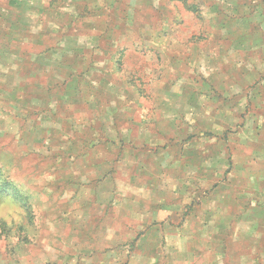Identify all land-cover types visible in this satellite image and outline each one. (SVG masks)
<instances>
[{
	"label": "rangeland",
	"instance_id": "374dc122",
	"mask_svg": "<svg viewBox=\"0 0 264 264\" xmlns=\"http://www.w3.org/2000/svg\"><path fill=\"white\" fill-rule=\"evenodd\" d=\"M0 220V264H264V0H0Z\"/></svg>",
	"mask_w": 264,
	"mask_h": 264
},
{
	"label": "trees",
	"instance_id": "16d2710c",
	"mask_svg": "<svg viewBox=\"0 0 264 264\" xmlns=\"http://www.w3.org/2000/svg\"><path fill=\"white\" fill-rule=\"evenodd\" d=\"M1 185L2 186H10L11 183L5 179H1ZM5 222H3L2 220H0V237L2 236L3 233V226H4Z\"/></svg>",
	"mask_w": 264,
	"mask_h": 264
}]
</instances>
